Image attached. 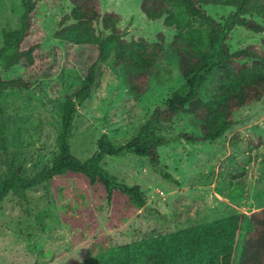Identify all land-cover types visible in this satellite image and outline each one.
Wrapping results in <instances>:
<instances>
[{
	"label": "trees",
	"instance_id": "trees-1",
	"mask_svg": "<svg viewBox=\"0 0 264 264\" xmlns=\"http://www.w3.org/2000/svg\"><path fill=\"white\" fill-rule=\"evenodd\" d=\"M137 1L149 21H162L177 32L170 50L184 83L155 107L128 142L116 145L103 134L97 151L81 160L72 154L71 138L78 108L92 95L100 63L113 62L129 94L139 100L149 91L156 66L165 58L164 34L158 35L160 42L154 45L144 38L128 40L119 27L121 15L103 12L101 0H19L20 9L14 10V18L0 32V148L7 151L6 92L38 87L62 105L59 152L50 165L30 177L9 168L0 176V203L10 194L24 199L27 192L56 177L78 174L92 185L101 183L110 200L120 192L142 209L147 201L141 186L117 181L102 166L105 157L132 154L157 166L160 148L172 141L165 134L166 126L179 116H191L199 124L201 137L182 133L178 139L215 142L233 127L238 110L264 99V38L260 45L236 50L231 45L239 30L264 34V0ZM206 6L230 7L233 12L218 20ZM69 73L78 75V82L65 90L57 78L65 76L66 82ZM208 84L212 88L205 98ZM160 173L181 187L165 169ZM78 264H264V208L150 234L93 253Z\"/></svg>",
	"mask_w": 264,
	"mask_h": 264
},
{
	"label": "rangeland",
	"instance_id": "rangeland-1",
	"mask_svg": "<svg viewBox=\"0 0 264 264\" xmlns=\"http://www.w3.org/2000/svg\"><path fill=\"white\" fill-rule=\"evenodd\" d=\"M103 12L120 14L126 38H144L159 44L164 34L165 58L151 78L149 91L134 99L115 71L113 62L99 65L91 97L78 108L71 138L72 154L81 160L97 151L107 134L121 145L134 137L155 107L163 104L184 80L178 60L170 50L177 33L162 21H149L137 0H101ZM19 0H0V32L19 10ZM218 20L232 8L206 6ZM52 37V34L50 35ZM264 34L239 30L231 42L234 50L261 44ZM53 42V41H52ZM57 78L66 90L78 75ZM211 83V82H210ZM209 83V84H210ZM204 89L205 98L209 95ZM7 151L0 148V176L9 168L24 177L35 175L58 154L61 102L40 88L6 92ZM233 127L215 142H188L178 135L198 139L199 124L182 115L166 126L172 141L160 148V164L128 154L105 157L102 166L117 181L140 185L147 204L136 207L129 197L115 192L112 199L101 183L92 185L83 175L56 177L32 189L24 199L10 194L0 203V264H78L93 253L125 245L150 234H166L210 222L234 212L250 214L264 208V99L238 110ZM165 169L181 183L166 180ZM245 228L240 233L243 244Z\"/></svg>",
	"mask_w": 264,
	"mask_h": 264
},
{
	"label": "crops",
	"instance_id": "crops-1",
	"mask_svg": "<svg viewBox=\"0 0 264 264\" xmlns=\"http://www.w3.org/2000/svg\"><path fill=\"white\" fill-rule=\"evenodd\" d=\"M262 208H263V207H262ZM262 208H261V209H262ZM256 210H259V209H257V208H254L252 212H254V211H256Z\"/></svg>",
	"mask_w": 264,
	"mask_h": 264
}]
</instances>
